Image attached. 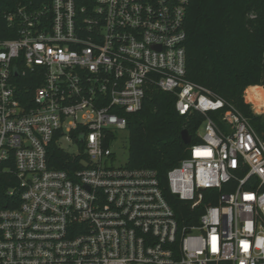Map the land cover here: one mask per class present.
<instances>
[{
    "label": "built area",
    "instance_id": "2783aa9c",
    "mask_svg": "<svg viewBox=\"0 0 264 264\" xmlns=\"http://www.w3.org/2000/svg\"><path fill=\"white\" fill-rule=\"evenodd\" d=\"M10 1L0 264H264V141L187 79L192 0ZM152 89L174 95L179 115L205 117L199 144L167 175L172 195L203 206L197 226H180L155 171L113 163L118 133ZM53 146L72 157V175L52 166ZM234 183L203 204L206 191Z\"/></svg>",
    "mask_w": 264,
    "mask_h": 264
},
{
    "label": "trees",
    "instance_id": "16d2710c",
    "mask_svg": "<svg viewBox=\"0 0 264 264\" xmlns=\"http://www.w3.org/2000/svg\"><path fill=\"white\" fill-rule=\"evenodd\" d=\"M10 0H0V40L14 38L5 21L14 8ZM185 21L187 33L186 75L237 108L264 141V118L256 115L264 105V0H192ZM256 16L250 18L253 11ZM247 91V92H246ZM245 93L247 102H245ZM176 97L152 89L140 112L129 116L128 169L153 170L157 174L163 196L176 213L181 227L198 225L199 210L180 201L169 190L167 175L190 156L191 146L198 145V130L205 117L197 112L179 115ZM217 115L211 117L221 126ZM188 131L191 145L184 143ZM81 158H84L82 156ZM52 166L73 174L72 157L53 146ZM236 184L221 191H206L204 205H217L220 193H230Z\"/></svg>",
    "mask_w": 264,
    "mask_h": 264
},
{
    "label": "rangeland",
    "instance_id": "374dc122",
    "mask_svg": "<svg viewBox=\"0 0 264 264\" xmlns=\"http://www.w3.org/2000/svg\"><path fill=\"white\" fill-rule=\"evenodd\" d=\"M254 13L255 12L253 11L252 14L250 15V18H253L254 16H256L255 15L256 13L255 14ZM244 97H245L246 104H248L252 107V105L247 102L246 93H245ZM252 109L256 115L263 116V118H264V113H257L254 110V107H252ZM128 144H129V132L118 133V139L112 146V150L115 153L113 163L115 164L116 167H120V166L122 167V166H126L128 164V150H129ZM69 149L71 150V148H69Z\"/></svg>",
    "mask_w": 264,
    "mask_h": 264
},
{
    "label": "water",
    "instance_id": "95a60500",
    "mask_svg": "<svg viewBox=\"0 0 264 264\" xmlns=\"http://www.w3.org/2000/svg\"><path fill=\"white\" fill-rule=\"evenodd\" d=\"M182 139H183V141H184L185 144H187V145H191L192 144L191 143V138L189 136L188 131H183V133H182Z\"/></svg>",
    "mask_w": 264,
    "mask_h": 264
},
{
    "label": "bare ground",
    "instance_id": "6f19581e",
    "mask_svg": "<svg viewBox=\"0 0 264 264\" xmlns=\"http://www.w3.org/2000/svg\"><path fill=\"white\" fill-rule=\"evenodd\" d=\"M259 113H264V105H263L262 108L260 109Z\"/></svg>",
    "mask_w": 264,
    "mask_h": 264
}]
</instances>
